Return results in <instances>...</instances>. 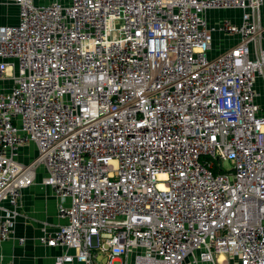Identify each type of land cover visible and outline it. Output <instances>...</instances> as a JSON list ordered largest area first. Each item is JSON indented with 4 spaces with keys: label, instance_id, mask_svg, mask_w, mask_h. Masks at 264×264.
Instances as JSON below:
<instances>
[{
    "label": "built area",
    "instance_id": "1",
    "mask_svg": "<svg viewBox=\"0 0 264 264\" xmlns=\"http://www.w3.org/2000/svg\"><path fill=\"white\" fill-rule=\"evenodd\" d=\"M14 1L0 242L42 167L64 221L38 238L53 264H264V0ZM226 10L240 22L208 21ZM216 37L232 44L214 55Z\"/></svg>",
    "mask_w": 264,
    "mask_h": 264
},
{
    "label": "crops",
    "instance_id": "2",
    "mask_svg": "<svg viewBox=\"0 0 264 264\" xmlns=\"http://www.w3.org/2000/svg\"><path fill=\"white\" fill-rule=\"evenodd\" d=\"M54 0H33L35 5L48 4ZM68 2L69 0H62ZM264 25V7L261 9ZM208 14V13H207ZM19 8L14 0H0V27L18 23ZM224 20V19H221ZM236 23V18H228ZM239 20V19H238ZM220 21V20H217ZM210 22V23H215ZM217 41L222 39L216 37ZM11 80H0V90L8 91ZM37 151L32 143L22 147L18 161L27 164L36 157ZM46 172L42 167L36 169L33 184L24 189L20 198V209L14 221L10 238L0 242V264H53L54 257L61 253L58 248H49L38 243L43 233H53L64 221L57 216V201L52 190L42 184ZM23 239V243L19 240ZM216 264H239L236 258L216 256Z\"/></svg>",
    "mask_w": 264,
    "mask_h": 264
},
{
    "label": "rangeland",
    "instance_id": "3",
    "mask_svg": "<svg viewBox=\"0 0 264 264\" xmlns=\"http://www.w3.org/2000/svg\"><path fill=\"white\" fill-rule=\"evenodd\" d=\"M233 17L236 18L237 21H239L238 19H240V14L237 11H230V10L210 11L207 14V19L210 22H214V21L221 20V19L226 20L228 18H233ZM231 44L232 42L227 39H225L224 41H213L212 53L214 55H217L223 52L224 50H227L228 48H230ZM256 91L258 94L257 103L261 107H264V83L260 78L257 80V83H256ZM227 167H229L228 164H227ZM113 264H119V262H115ZM182 264H193V257L191 256L188 257Z\"/></svg>",
    "mask_w": 264,
    "mask_h": 264
}]
</instances>
